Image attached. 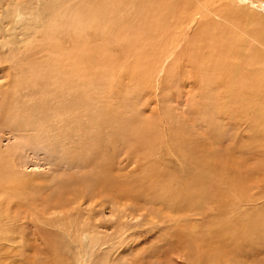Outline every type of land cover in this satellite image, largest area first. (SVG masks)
<instances>
[{"label": "rangeland", "instance_id": "rangeland-1", "mask_svg": "<svg viewBox=\"0 0 264 264\" xmlns=\"http://www.w3.org/2000/svg\"><path fill=\"white\" fill-rule=\"evenodd\" d=\"M138 1L123 33L90 0H0V178L23 182L0 264H264V12L222 0L191 60L158 41L178 0Z\"/></svg>", "mask_w": 264, "mask_h": 264}, {"label": "bare ground", "instance_id": "bare-ground-1", "mask_svg": "<svg viewBox=\"0 0 264 264\" xmlns=\"http://www.w3.org/2000/svg\"><path fill=\"white\" fill-rule=\"evenodd\" d=\"M89 1V0H88ZM149 2V0H147ZM147 1H142V2H146V4H148ZM152 1V0H150ZM155 1V0H153ZM164 2L167 1V0H163ZM170 1V0H169ZM172 1V0H171ZM181 1V0H180ZM180 1H176L177 5H178V8L174 9L173 11L171 9H168L170 11L173 12V17L171 20H168L167 22L166 21H162L160 20L159 22H163L164 25L161 26L160 29V38L158 39V41H161V43H164V44H168L170 46V50H169V56H172V54L174 53L175 55V51H178L181 50L182 48H187L189 50H186L185 51V56H188L191 57L193 54L192 50H198L200 52H202L200 55L202 56L203 55V60H204V57L205 59L209 57H212L210 54H209V50L211 49L212 51L220 48L218 46V48H216L213 44V48L211 46H208V44H205L206 42L203 41L206 39V37H208L210 35V37H213L214 36V32L216 33L217 32H220L222 34H224L226 31H227V27H223V28H219V20H223L224 19V16H220V13L222 12V8L224 9L227 5H230V4H227L225 3L224 1L222 0H184V2L181 4ZM183 1V0H182ZM243 3L245 2L247 5L249 4L251 9L252 8H255L259 11H262V13L264 12V0H241ZM81 2V0H80ZM79 2V3H80ZM85 1H83L82 3H84ZM137 2L139 3L138 0H90V4H92L93 6V10H92V15L93 17H96V18H103L102 20H107V19H110V20H113L114 18L116 17H121L123 18L122 19V27L119 29L120 31H124L125 28H126V25H127V22L126 19L127 17H125L126 13L128 14L129 10L130 9V13H132L131 9L133 10V14H134V17H137L139 15H142V13L140 12V10L142 12H145L141 6V4H137ZM159 2V0H158ZM174 2V1H173ZM152 3V2H151ZM86 4V3H85ZM89 4V3H87ZM86 4V5H87ZM89 4V5H90ZM143 4V3H142ZM145 4V3H144ZM163 4V3H161ZM159 3V5H161ZM175 4V3H174ZM85 5V6H86ZM88 5V6H89ZM153 5V3H152ZM168 5V3H167ZM80 6V5H78ZM121 6H124V7H128V9L126 10L125 8H122ZM169 6V5H168ZM19 7V6H18ZM134 7H136V10H134ZM165 7V6H164ZM167 7V6H166ZM81 8V6H80ZM79 8V10H81ZM84 8V7H83ZM82 8V9H83ZM89 8V7H86V9ZM90 8H91V5H90ZM151 8H153V6H151ZM169 8V7H167ZM174 8V7H173ZM155 9V8H154ZM78 10V11H79ZM89 10V9H88ZM156 10V9H155ZM167 10V9H166ZM227 10V9H226ZM63 11V10H62ZM66 12V10H64ZM74 11V10H73ZM76 12V11H75ZM167 12V11H166ZM171 13V12H170ZM75 14V13H74ZM81 15V13H79ZM225 14L227 15V12H225ZM224 14V15H225ZM229 14V13H228ZM22 15V14H21ZM79 15V16H80ZM146 18L145 19H153L154 16L152 17H148V15L150 14H145ZM170 15V14H168ZM225 15V17H226ZM45 16V15H44ZM63 16V15H62ZM133 17V18H134ZM230 17V16H229ZM229 17H226V20L227 18ZM240 17H242L241 19L244 20L245 18L241 15ZM169 18V17H168ZM48 19V18H47ZM139 19V18H137ZM156 19V18H155ZM170 19V18H169ZM231 19V18H230ZM235 22L237 21L238 17H235ZM10 20V19H9ZM229 20V19H228ZM242 20H239L236 23H234V25L236 24L235 28L237 27V29L241 32H244L242 31L241 28H239L241 26V22H244ZM64 21V20H63ZM231 21V20H230ZM241 21V22H240ZM245 21H247L245 19ZM58 22L59 21H56L55 24H52V28H51V24L50 26H47V29L51 28L48 33L46 34L45 31L44 33H41L39 36L38 35H35V37L37 38H40L41 39V42L43 41H46V39H49V44L48 45H51L52 47H54V51H58L57 49L59 47V44H56V43H52L54 42L55 40V36H53L51 34V32L55 29H61V30H68L67 29V26H64L65 28H62L61 25H58ZM61 22V20H60ZM73 22H74V25H75V22L77 23H80L81 22V17L78 18L77 15L74 17L73 19ZM158 22V21H156ZM232 22H234L232 20ZM229 23L231 22H228V25ZM45 24V23H44ZM131 24V23H130ZM153 24V23H152ZM160 24V23H159ZM17 25V24H16ZM233 25V24H232ZM231 25V26H232ZM233 25V26H234ZM240 25V26H239ZM243 25V24H242ZM44 26V25H43ZM61 26V27H60ZM135 26V24H134ZM221 26V25H220ZM130 27V26H129ZM128 27V28H129ZM131 28V27H130ZM45 28H43L42 30H44ZM164 30L167 32V36H165L164 34ZM223 30V31H222ZM126 31V30H125ZM24 32V31H23ZM41 32V31H40ZM127 32V31H126ZM126 32H123V33H126ZM132 32L134 33V30H132ZM142 32V31H141ZM210 32H212L213 34H211ZM232 32V31H231ZM129 33V32H127ZM131 33V32H130ZM140 33V32H139ZM138 33V34H139ZM227 33V32H226ZM236 33V32H235ZM56 34V33H55ZM152 34V33H151ZM246 34V32H245ZM8 35V34H7ZM48 35H51L53 37H50ZM129 35V34H128ZM228 35V34H227ZM58 36V35H57ZM81 36V35H80ZM172 36V37H171ZM239 36V35H238ZM165 37L167 38V41L165 39ZM209 37V39H210ZM249 37V35H248ZM7 38V37H6ZM4 39L1 43V48L5 45V46H9V41L7 39ZM208 39V40H209ZM232 39V38H231ZM251 39V37H250ZM25 40V38H24ZM133 40V39H132ZM211 40V39H210ZM226 40V39H225ZM224 40V42H226ZM59 41V40H58ZM135 41V40H134ZM207 41V40H206ZM223 42V41H222ZM223 42V43H224ZM208 43V42H207ZM131 44V43H130ZM211 44V43H210ZM231 44V43H230ZM139 45V44H138ZM220 45V44H219ZM27 46V44H26ZM134 46V45H133ZM227 46V45H226ZM136 47V46H135ZM223 47V46H222ZM225 47V46H224ZM11 49V48H10ZM20 49V48H19ZM46 49H48V47L46 46ZM239 49V48H238ZM9 50V49H8ZM223 50V49H221ZM183 52V50H181ZM239 50H237V53H238ZM55 53V52H53ZM181 53V52H180ZM140 54V53H139ZM231 54V52H230ZM233 54V53H232ZM240 54V53H239ZM14 55V54H13ZM63 55V54H62ZM213 55V54H212ZM235 55H237L235 53ZM136 56V55H135ZM173 57V56H172ZM195 57V56H194ZM236 57V56H235ZM243 57V56H242ZM15 58V57H14ZM126 58V57H125ZM186 59V58H185ZM197 59V58H196ZM201 59V58H200ZM236 59V58H235ZM239 59V58H238ZM191 60H192V57H191ZM195 60V59H194ZM193 60V61H194ZM9 61V60H8ZM55 61H59L58 57L55 58ZM148 61V60H146ZM10 62V61H9ZM13 62V61H12ZM15 62V61H14ZM199 62V61H198ZM163 63V62H162ZM174 63V62H173ZM205 63V62H204ZM208 67L211 66L212 67V72L214 73V70L217 69V66H220L221 68H223L225 66V63L223 64H217V66L215 65V62L211 61L209 62L208 60ZM229 63H226V66H229L227 65ZM18 65V64H17ZM232 66V64H230ZM241 65V64H240ZM239 65L238 63V66L241 68V66ZM13 66V65H12ZM16 66V65H15ZM235 66H237L235 64ZM236 68V73L239 72L238 68ZM231 68V67H230ZM235 69V68H234ZM231 70V69H230ZM238 70V72H237ZM219 71V70H217ZM220 72V71H219ZM234 71H231V73H233ZM241 72V71H240ZM239 72V73H240ZM235 73V72H234ZM218 74V73H217ZM241 74V73H240ZM234 75V74H232ZM237 75V74H236ZM224 76V75H223ZM235 76V75H234ZM233 76V77H234ZM220 77V76H219ZM222 78V77H221ZM211 80V79H210ZM208 81V80H207ZM206 81V82H207ZM233 81V80H232ZM237 82V81H236ZM235 82V83H236ZM239 83V82H237ZM209 84V82H208ZM240 85V83H239ZM243 90V89H242ZM241 91V90H240ZM242 92V91H241ZM243 93V92H242ZM233 95V94H232ZM4 155V158H7L6 160H8V157L5 155V154H2ZM1 155V157H3ZM4 161V160H3ZM7 163V161L5 162V164ZM12 164V163H11ZM11 164L9 166H11ZM1 168V167H0ZM221 170V169H220ZM13 171V170H12ZM226 178V177H225ZM23 185V182L20 181L18 182V184L16 185L17 187H22ZM12 180L10 179H1L0 178V214L3 215L6 211L5 207L6 205H8V203L10 202L11 197H13V192L11 191H15V187ZM183 191V190H182ZM18 195V194H17ZM18 197V196H17ZM6 210V211H5ZM8 218V217H7ZM1 220V218H0ZM4 221V220H2ZM0 223L2 224V226H0V232L2 233L5 229L7 230L11 225L8 223L5 227V222H1ZM0 233V234H1ZM6 234V233H5ZM8 235V234H6ZM0 238L2 241H5L7 242L3 236L0 235ZM8 243V242H7ZM13 243V242H12ZM16 243V242H15ZM19 243L16 244V250H18L19 248ZM11 247V246H10ZM9 250V249H8ZM7 250V251H8ZM6 253H3V256L5 255ZM15 254V253H14ZM26 254V251H19L17 252L16 254V257H23L24 255ZM2 256V257H3ZM4 259V258H3ZM24 259V258H23ZM17 260V259H16ZM21 260V258H20ZM18 261V260H17ZM22 261V260H21ZM19 262V261H18ZM21 264V262H19ZM26 264V263H25Z\"/></svg>", "mask_w": 264, "mask_h": 264}]
</instances>
